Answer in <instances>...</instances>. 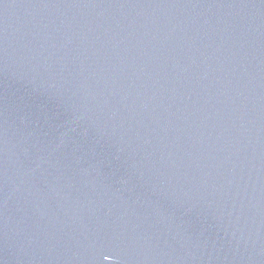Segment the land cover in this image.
<instances>
[{
	"label": "water",
	"instance_id": "95a60500",
	"mask_svg": "<svg viewBox=\"0 0 264 264\" xmlns=\"http://www.w3.org/2000/svg\"><path fill=\"white\" fill-rule=\"evenodd\" d=\"M0 264H264V0H0Z\"/></svg>",
	"mask_w": 264,
	"mask_h": 264
}]
</instances>
